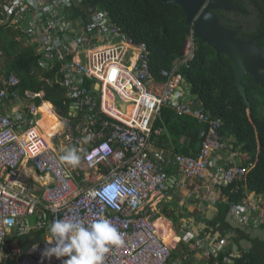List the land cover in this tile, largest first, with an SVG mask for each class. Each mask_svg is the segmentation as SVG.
<instances>
[{
    "label": "built area",
    "instance_id": "built-area-1",
    "mask_svg": "<svg viewBox=\"0 0 264 264\" xmlns=\"http://www.w3.org/2000/svg\"><path fill=\"white\" fill-rule=\"evenodd\" d=\"M0 20V26L20 32L16 40L34 48L39 67L54 75L46 81L61 87L69 102L67 115L57 114L60 129L49 140L36 119L45 103L36 100L45 92L21 95L19 77L0 72V250L5 259L41 264L31 248L23 254L19 237L48 231L54 220L48 206L54 214L62 210L61 219L91 225L106 218L115 226L124 244L112 246L104 264H174L172 252L182 238L165 241L156 225L161 220L157 206L170 198L174 186L188 190L181 195L187 202L201 198L207 186L221 190L245 181L250 171L241 165L246 153L235 149V139L221 135L222 120L189 100L192 94L180 68H188L195 57L194 34L182 57L158 81L148 46L127 37L110 12L91 0H0ZM163 107L204 125L199 153L172 156L157 147L153 137L162 130L155 123ZM68 150L80 157L75 167L61 160ZM26 159L54 183L19 181ZM94 175L97 183L82 187ZM113 183L121 196L109 204L99 193ZM233 192L240 193L239 186ZM245 194L231 206L233 219L256 228L264 225V200ZM7 236L13 241L7 242ZM183 239L190 242L194 236L187 233ZM44 242L38 243L41 249ZM226 244V239L215 242L205 255L215 264H234L236 256L227 254ZM44 264L61 260L53 257Z\"/></svg>",
    "mask_w": 264,
    "mask_h": 264
},
{
    "label": "trees",
    "instance_id": "trees-1",
    "mask_svg": "<svg viewBox=\"0 0 264 264\" xmlns=\"http://www.w3.org/2000/svg\"><path fill=\"white\" fill-rule=\"evenodd\" d=\"M167 1L91 0L95 7L110 12L113 21L122 27L127 37L148 46L150 68L158 81H163L162 71L172 70L174 63L182 57L192 32V28L186 23L182 8L177 4H167ZM250 5L256 8L262 19L256 27L251 26V22L242 20L239 15L232 19L227 13H220V17L227 27L240 29V37L243 40L255 39L258 47H264V0H255ZM247 8L243 17L252 16ZM18 35L20 32L14 31L12 27L0 26V60L9 59L4 72L7 75L15 73L19 77L21 95L28 90L36 93L44 91V98H37V104L45 101L52 109L54 105L60 113L66 114L69 102L65 91L57 85L51 86L45 82L46 79H53L54 75L39 67L34 48L24 46L23 42L16 40ZM195 42V57L189 67H181L180 72L190 85L191 94L198 98L205 111L222 120L221 135L235 139V149L246 153L245 161L241 165L250 169L245 181L221 189L230 196V201L240 202L245 199V190L246 194L264 200V88L255 84L252 76L243 80L251 105L249 115L248 105L234 86L236 74L232 60L226 55L218 57L212 47L205 45L197 37ZM200 125L192 117L180 116L170 107H163L155 123V128L161 129L162 134L154 136L153 139L157 142L159 138L162 144L168 139L177 141L182 136H187L197 152L204 129V125H201L203 129ZM178 151L189 153L186 148ZM237 186L240 193L233 192ZM46 232L47 229L35 230L19 237L23 254L33 243L43 242ZM6 241L12 242L13 237L7 236ZM258 257L252 252L244 253L237 259V264H258ZM0 264L13 262L5 260L0 261Z\"/></svg>",
    "mask_w": 264,
    "mask_h": 264
},
{
    "label": "crops",
    "instance_id": "crops-1",
    "mask_svg": "<svg viewBox=\"0 0 264 264\" xmlns=\"http://www.w3.org/2000/svg\"><path fill=\"white\" fill-rule=\"evenodd\" d=\"M6 64V58L0 60V72H2V74L5 71L4 68ZM185 83L186 87H188V82L186 81ZM189 100H192L197 106L201 105L198 98L193 95L189 97ZM56 111L58 115L63 116L67 115L68 113L62 114L57 108ZM201 129H203L202 126ZM190 140L191 139H189V137L182 136L177 141L174 139H168L165 143L162 142L161 144L160 139L158 138L156 145L157 147H160L170 153L172 156L175 154L196 155L201 150V143L199 145L198 151L196 152L195 147L191 146ZM184 148L188 149L189 153H180V151H178ZM24 165V163L21 165V171L25 173V176H23L21 179L22 182L25 180V178L26 183L29 180H34L37 184L42 186H45L50 182L47 176H39V174H37L33 169H28V167L25 168ZM172 175H174L175 178L178 176L177 178L179 180L182 179L178 172H172ZM183 194L187 195L188 190L179 189L178 187L174 186V188L171 190L170 198L157 206L158 215L156 217L161 218V220H159V222H162L161 225L168 224L169 227L172 226L173 228L171 230L173 234L177 238H182V241L177 244V247L172 252V263L215 264V260L212 258H207L205 253L211 250V247L215 242L226 239L227 254L229 255L230 253L236 256L234 264H237V259L241 258L244 253L246 254L249 252L257 254L260 257H258V260L256 261L258 264H264V244L262 242L259 240H254L253 249L244 251L240 248V254L236 255L233 251V244L235 241L232 242L226 237V234L232 232L233 230L231 224L228 222V215L231 213V206L232 204L239 202L230 201V196L226 195L222 189L220 190L212 186H207L202 191L201 198H195L193 196L192 198L187 199V202L182 201ZM236 223L238 222L236 221ZM238 224L246 226L241 223ZM258 228H264V226L262 225ZM187 233H192L194 236V239H192L190 242L183 239ZM45 235L44 241H46V238L48 237V231L45 233ZM240 235V239H237L236 243H238L241 239L249 238V236L243 232H240ZM170 240L172 241L173 237H171ZM29 248H27V250ZM0 255L3 256L1 262L5 261V256L1 250Z\"/></svg>",
    "mask_w": 264,
    "mask_h": 264
},
{
    "label": "water",
    "instance_id": "water-1",
    "mask_svg": "<svg viewBox=\"0 0 264 264\" xmlns=\"http://www.w3.org/2000/svg\"><path fill=\"white\" fill-rule=\"evenodd\" d=\"M248 1V0H247ZM167 4L179 5L186 15V23L193 27L196 37L205 45L212 47L217 56L226 55L234 63L236 86L248 105V114H251V105L247 97L243 80L252 76L255 84L264 88V47H258L254 39L243 40L240 29L227 27L215 11L242 13L237 0H168ZM228 222L233 230L226 237L234 242L233 251L236 255L240 250L253 249V241L259 240L264 244V228L242 226L228 215ZM240 232L249 238L240 239ZM241 248V249H240Z\"/></svg>",
    "mask_w": 264,
    "mask_h": 264
},
{
    "label": "clouds",
    "instance_id": "clouds-1",
    "mask_svg": "<svg viewBox=\"0 0 264 264\" xmlns=\"http://www.w3.org/2000/svg\"><path fill=\"white\" fill-rule=\"evenodd\" d=\"M191 28L190 36L194 34L196 38L194 29ZM61 160L75 167L79 164L80 157L75 150H68L61 156ZM99 195L107 203L112 204L121 196V191L118 185L113 183L105 186ZM48 232L50 235L44 242L43 249L37 243L31 246L33 253H39L41 264H44L45 260L50 261L53 257L61 260V264H104L105 256L110 252L111 247L124 244L121 233L106 218L98 219L91 225L70 219H55L50 224ZM2 259L3 256L0 255V261Z\"/></svg>",
    "mask_w": 264,
    "mask_h": 264
},
{
    "label": "bare ground",
    "instance_id": "bare-ground-1",
    "mask_svg": "<svg viewBox=\"0 0 264 264\" xmlns=\"http://www.w3.org/2000/svg\"><path fill=\"white\" fill-rule=\"evenodd\" d=\"M53 106V105H52ZM40 116L38 120L39 122V126L40 128L43 130V134L50 140L51 136L55 135L57 131H59L60 129V119L58 117V115L55 113V111L49 107L46 103H44L42 106H40V108H38L37 112H36V117ZM25 164L24 167H28V169H33L37 174H39V176H47L49 178V183L53 184L54 180L53 178L48 175V174H40L38 173L35 168L33 167L32 163L26 159L22 162V164ZM21 164V165H22ZM23 176H25V173L21 171V166H20V176H19V181H21V179L23 178ZM25 178V177H24ZM26 180V178H25ZM25 180L23 181V183H26ZM22 182V181H21ZM45 208L52 214L53 219H61L62 210H57V213L54 214V210L48 206H45ZM54 214V215H53ZM159 223V224H158ZM162 222L157 221L156 225L159 227V229L161 230L162 236L165 239L166 242L170 243L171 240V235H172V231L169 229L168 224L167 225H161ZM179 237V236H178Z\"/></svg>",
    "mask_w": 264,
    "mask_h": 264
},
{
    "label": "flooded vegetation",
    "instance_id": "flooded-vegetation-1",
    "mask_svg": "<svg viewBox=\"0 0 264 264\" xmlns=\"http://www.w3.org/2000/svg\"><path fill=\"white\" fill-rule=\"evenodd\" d=\"M255 0H237V4L240 6V8H242V13H231V12H223V11H215V13L219 16H221L220 13H227L229 15L230 18L232 19H236L237 16L239 15L240 18H242V20H244L245 22H247V20H251V26L256 27L258 25V22H262V19L260 18V14L256 11V8H254V6L250 5V3H253ZM243 2V3H242ZM245 6V7H243ZM250 7L249 9L247 7ZM248 9V11H250V14L252 16L250 17H243L245 14L244 10ZM222 17V16H221ZM255 40V39H254Z\"/></svg>",
    "mask_w": 264,
    "mask_h": 264
},
{
    "label": "rangeland",
    "instance_id": "rangeland-1",
    "mask_svg": "<svg viewBox=\"0 0 264 264\" xmlns=\"http://www.w3.org/2000/svg\"><path fill=\"white\" fill-rule=\"evenodd\" d=\"M0 22H1V20H0ZM247 22H251V20H247ZM7 60H9V59H7ZM42 80H44V79H42ZM45 82L47 83V84H49V85H53V83H49L48 81H46L45 80ZM188 87H189V89H190V85L188 84ZM54 107V111H55V113L57 114V111H56V108H55V106H53ZM37 119H39L40 118V116H37L36 117ZM97 178H98V176H96V175H94V177H92V179L90 180V181H88V182H84V183H82V187H90V186H92V185H94V183H97ZM258 200V199H257ZM259 201V200H258ZM264 204V203H263ZM263 212H264V209H263ZM170 223V222H169ZM170 225H171V223H170ZM175 235L173 234V232H172V235H171V237H174Z\"/></svg>",
    "mask_w": 264,
    "mask_h": 264
}]
</instances>
